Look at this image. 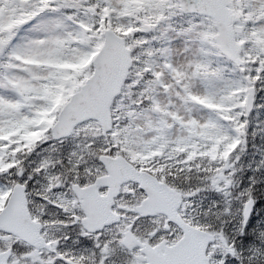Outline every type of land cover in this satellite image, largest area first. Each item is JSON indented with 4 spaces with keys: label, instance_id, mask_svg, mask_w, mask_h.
Segmentation results:
<instances>
[{
    "label": "snow or ice",
    "instance_id": "obj_1",
    "mask_svg": "<svg viewBox=\"0 0 264 264\" xmlns=\"http://www.w3.org/2000/svg\"><path fill=\"white\" fill-rule=\"evenodd\" d=\"M0 264H264V0H0Z\"/></svg>",
    "mask_w": 264,
    "mask_h": 264
}]
</instances>
